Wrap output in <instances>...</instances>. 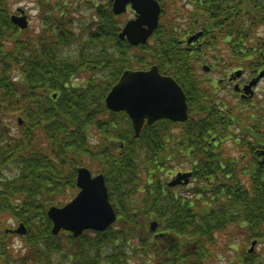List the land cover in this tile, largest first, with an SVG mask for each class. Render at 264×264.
I'll use <instances>...</instances> for the list:
<instances>
[{
    "label": "trees",
    "instance_id": "16d2710c",
    "mask_svg": "<svg viewBox=\"0 0 264 264\" xmlns=\"http://www.w3.org/2000/svg\"><path fill=\"white\" fill-rule=\"evenodd\" d=\"M17 1L0 0V264H264V88L236 105L199 72L264 70V0H168L139 46L118 38L123 15L110 3L89 4L86 17L80 0H28L42 28L21 38L9 19ZM196 30L188 51L181 36ZM151 65L186 94L177 149L161 135L173 122L136 138L127 114L104 103L123 70ZM173 160L191 169L190 188L167 184ZM80 166L105 176L116 220L53 234L47 208L77 191ZM20 222L23 235L7 230ZM253 240L262 251L249 254Z\"/></svg>",
    "mask_w": 264,
    "mask_h": 264
},
{
    "label": "water",
    "instance_id": "95a60500",
    "mask_svg": "<svg viewBox=\"0 0 264 264\" xmlns=\"http://www.w3.org/2000/svg\"><path fill=\"white\" fill-rule=\"evenodd\" d=\"M113 1L116 13L121 12L127 2H131L132 9L138 13L136 20L129 21L119 37H126L132 45L145 43L157 25V3L154 0ZM20 21L21 27H24V20L20 18ZM262 74L263 72L259 77ZM259 77L253 79L244 90L248 92ZM105 104L112 111H125L128 114L135 136L139 135L145 119L150 124L161 118L184 121L187 117V105L182 89L171 77L160 75L155 66L148 71H124L106 96ZM186 175L189 174H185V177ZM76 185L80 190L70 202L60 208L50 207L47 211L53 222L52 232L57 233L64 229L78 236L85 229H106L116 219V212L110 204L104 176H92L88 169L81 167L77 169ZM154 227L155 224L151 223V229ZM16 231L23 230L20 228Z\"/></svg>",
    "mask_w": 264,
    "mask_h": 264
},
{
    "label": "rangeland",
    "instance_id": "374dc122",
    "mask_svg": "<svg viewBox=\"0 0 264 264\" xmlns=\"http://www.w3.org/2000/svg\"><path fill=\"white\" fill-rule=\"evenodd\" d=\"M108 0H84L82 1V3L80 4V10L81 13L88 17L90 14L89 8L90 5L92 6L93 3H105ZM166 1L168 0H162L161 3L163 5L164 8V4L166 3ZM13 10L17 7H22V9L25 11V14L28 18V26L26 27V33L29 32V34L31 33V30H34V32H37L40 30L41 25H40V18L37 15V11L35 9V5L34 3H30L28 1H20V2H16V3H12L11 4ZM182 6V5H181ZM16 8V9H17ZM15 9V10H16ZM12 10V11H13ZM14 10V11H15ZM133 14L131 13H126V16H123L122 20L123 21H127L128 19L132 18ZM161 18V16H160ZM161 22V19H160ZM177 26H183L180 21L178 20L177 22ZM208 66L209 63H206ZM200 74L202 75V78L204 79V81L208 82V83H214L216 86V90H214L217 94V97L223 100H226L228 102L234 103L236 105H238L240 103V101L242 100L239 96L238 93H236L233 89V85L236 84L235 82L241 84L242 82H245L246 80H249V75L246 74L244 75L242 78H240L239 80L235 81V82H229L225 77H221L219 74H217L213 68L210 69L208 72H204L199 70ZM230 73V72H229ZM228 73V74H229ZM227 74V75H228ZM218 79V80H217ZM264 85V81L261 82V84L258 86V88L255 90V92L257 91V93L259 92V90L263 87ZM255 96V95H254ZM259 97V96H258ZM254 102V101H253ZM163 130V131H162ZM162 136H166L167 138L171 139L172 144L175 146V149H177V141H176V137H178L179 132H177L178 128L177 127H166L165 129L162 128ZM227 148L232 149V146L230 144H226ZM232 154H234L235 152L230 151ZM181 161V160H180ZM174 163H176V160H173ZM177 165V163H176ZM177 169L176 170H180V171H187L188 169H190L187 165L185 164H180L176 166ZM170 179V177H169ZM168 179V180H169ZM189 185V184H188ZM71 197H68L69 201ZM62 199V198H61ZM65 200V199H64ZM264 247V245H262ZM262 251V247L260 245H258L255 249V252H260ZM217 264H226L225 259L221 258V259H216Z\"/></svg>",
    "mask_w": 264,
    "mask_h": 264
}]
</instances>
